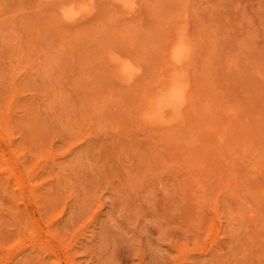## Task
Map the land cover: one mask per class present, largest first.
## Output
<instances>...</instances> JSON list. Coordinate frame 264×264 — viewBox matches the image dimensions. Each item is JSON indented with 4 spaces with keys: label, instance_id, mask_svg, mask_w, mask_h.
Wrapping results in <instances>:
<instances>
[{
    "label": "rangeland",
    "instance_id": "374dc122",
    "mask_svg": "<svg viewBox=\"0 0 264 264\" xmlns=\"http://www.w3.org/2000/svg\"><path fill=\"white\" fill-rule=\"evenodd\" d=\"M0 264H264V0H0Z\"/></svg>",
    "mask_w": 264,
    "mask_h": 264
},
{
    "label": "bare ground",
    "instance_id": "6f19581e",
    "mask_svg": "<svg viewBox=\"0 0 264 264\" xmlns=\"http://www.w3.org/2000/svg\"><path fill=\"white\" fill-rule=\"evenodd\" d=\"M119 1L122 5L126 6H132L133 4V0ZM66 14L69 19H72L79 14V11L75 9L74 6H72L66 11ZM180 32L175 36L174 39H172L170 43V45L174 47V50L172 51V57L178 62L182 61L187 55L185 45H178L182 41V32ZM120 62H122V60H120ZM122 67L126 76H131L134 73V67L128 62L123 64ZM186 90V82L182 73H180L178 69L170 72L164 82V85L156 89L151 101L149 102V106L147 107V113L149 115L148 117L153 121H163L168 119V113L174 115L178 111L185 98Z\"/></svg>",
    "mask_w": 264,
    "mask_h": 264
}]
</instances>
